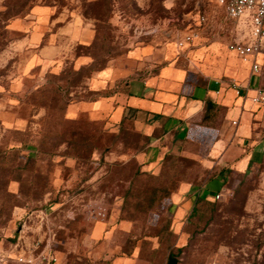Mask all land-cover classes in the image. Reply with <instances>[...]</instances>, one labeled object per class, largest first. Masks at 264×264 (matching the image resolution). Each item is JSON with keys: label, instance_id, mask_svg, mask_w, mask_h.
Listing matches in <instances>:
<instances>
[{"label": "rangeland", "instance_id": "rangeland-1", "mask_svg": "<svg viewBox=\"0 0 264 264\" xmlns=\"http://www.w3.org/2000/svg\"><path fill=\"white\" fill-rule=\"evenodd\" d=\"M193 28L201 35L178 46ZM251 31L249 12L229 19L216 0H0V143L18 148L0 155V264L42 252L54 264H110L92 234L116 203L132 225L116 233L125 252L148 253L167 228L176 264H264V164L229 169L220 198L199 201L175 233L173 193L215 175L189 154L198 142L145 170L133 128L80 105L97 97L94 75L133 47H171L180 65L221 79L229 43Z\"/></svg>", "mask_w": 264, "mask_h": 264}, {"label": "crops", "instance_id": "crops-1", "mask_svg": "<svg viewBox=\"0 0 264 264\" xmlns=\"http://www.w3.org/2000/svg\"><path fill=\"white\" fill-rule=\"evenodd\" d=\"M231 55L217 69L221 79H216L180 65L171 47L136 46L94 75L90 86L97 97L80 104L94 119L127 123L140 135L144 149L137 157L145 170L155 169L167 152L181 150L184 140L198 142L199 152L189 154L215 175L201 186L182 185L173 193L175 233L181 232L198 198L213 199L224 189L229 169L246 172L264 164V105L252 101L256 89L264 87V60L261 72L253 74L249 64ZM118 213L116 203L108 220L96 221L93 237L108 244L96 257L110 264H168L171 256L159 253L158 238H150L148 253L142 246L130 253L122 249L116 233L128 235L132 225Z\"/></svg>", "mask_w": 264, "mask_h": 264}, {"label": "built area", "instance_id": "built-area-1", "mask_svg": "<svg viewBox=\"0 0 264 264\" xmlns=\"http://www.w3.org/2000/svg\"><path fill=\"white\" fill-rule=\"evenodd\" d=\"M217 3L225 8V12L229 19L237 21L245 12L251 14L252 31L249 41H231L229 50L236 54L239 59L250 65L251 73L257 74L261 72L264 60V0H216ZM207 18L205 15L199 17V23H205ZM200 30L193 28L184 37L177 40L178 46H183L193 42L200 36ZM232 86L239 92L240 87L232 80ZM252 101L258 105H264V87L256 89L252 96ZM220 193L215 195V199H219ZM55 257L42 252L30 253L20 256L17 261L19 264H54Z\"/></svg>", "mask_w": 264, "mask_h": 264}, {"label": "trees", "instance_id": "trees-1", "mask_svg": "<svg viewBox=\"0 0 264 264\" xmlns=\"http://www.w3.org/2000/svg\"><path fill=\"white\" fill-rule=\"evenodd\" d=\"M23 9L20 7V8H17L16 10H14L13 12V15L12 16H16V15H19L21 13ZM105 68V67H103ZM103 68H101L100 70H102ZM99 70V71H100ZM209 113V111H206V114H205V118L207 119V114ZM17 132V131H16ZM140 137V135H139ZM7 144H4V143H0V155L4 154L5 155H8L10 152H18V148L13 146V145H9V142H6ZM4 144V145H3ZM144 149V145H142V147L140 148V150H143ZM139 150V151H140ZM12 181H16V182H20L21 179L20 178H10L8 184ZM205 200H210V199H205V198H198L197 201H196V204L199 202V201H205ZM196 206V205H195ZM165 235H163L162 233L160 234H156L154 236H156L159 240V253H161L162 255H164L165 253L168 252V254L170 256H174V253H173V250L176 249L174 248L173 249V243H174V238H175V235L171 232V230L167 229L164 231ZM162 261V259L160 260Z\"/></svg>", "mask_w": 264, "mask_h": 264}, {"label": "water", "instance_id": "water-1", "mask_svg": "<svg viewBox=\"0 0 264 264\" xmlns=\"http://www.w3.org/2000/svg\"><path fill=\"white\" fill-rule=\"evenodd\" d=\"M176 262H177V259L176 258L170 257L168 264H176Z\"/></svg>", "mask_w": 264, "mask_h": 264}]
</instances>
